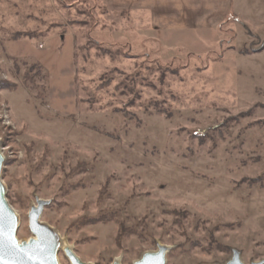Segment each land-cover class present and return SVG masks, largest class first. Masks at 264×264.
Returning <instances> with one entry per match:
<instances>
[{
	"label": "rangeland",
	"instance_id": "374dc122",
	"mask_svg": "<svg viewBox=\"0 0 264 264\" xmlns=\"http://www.w3.org/2000/svg\"><path fill=\"white\" fill-rule=\"evenodd\" d=\"M102 0H0V151L28 239L90 264L264 258V0L214 29L157 30ZM27 32L34 37L14 35ZM229 224V225H227ZM60 264H70L60 250Z\"/></svg>",
	"mask_w": 264,
	"mask_h": 264
},
{
	"label": "water",
	"instance_id": "95a60500",
	"mask_svg": "<svg viewBox=\"0 0 264 264\" xmlns=\"http://www.w3.org/2000/svg\"><path fill=\"white\" fill-rule=\"evenodd\" d=\"M4 157L0 151V264H60L58 254L63 251L70 264H90L77 255L68 245L62 248L63 238L51 225L40 220V215L49 200L35 198L29 208L28 228L32 234L26 240L17 237L18 218L6 197V188L2 181ZM155 250L145 251L133 264H165L169 247L157 243ZM240 252L231 249V257L224 264H246ZM111 264H121L118 259ZM249 264H264V258Z\"/></svg>",
	"mask_w": 264,
	"mask_h": 264
},
{
	"label": "crops",
	"instance_id": "0c3cea01",
	"mask_svg": "<svg viewBox=\"0 0 264 264\" xmlns=\"http://www.w3.org/2000/svg\"><path fill=\"white\" fill-rule=\"evenodd\" d=\"M110 10L147 12L157 30L214 29L237 0H102Z\"/></svg>",
	"mask_w": 264,
	"mask_h": 264
},
{
	"label": "trees",
	"instance_id": "16d2710c",
	"mask_svg": "<svg viewBox=\"0 0 264 264\" xmlns=\"http://www.w3.org/2000/svg\"><path fill=\"white\" fill-rule=\"evenodd\" d=\"M20 36H27V37H34L32 34H27V32H23V34H20V32H17L15 35H14V37H13V39H17V38H19ZM227 225H229V224H227Z\"/></svg>",
	"mask_w": 264,
	"mask_h": 264
},
{
	"label": "bare ground",
	"instance_id": "6f19581e",
	"mask_svg": "<svg viewBox=\"0 0 264 264\" xmlns=\"http://www.w3.org/2000/svg\"><path fill=\"white\" fill-rule=\"evenodd\" d=\"M69 244L67 243V241L63 238V244H62V248L63 247H66V246H68Z\"/></svg>",
	"mask_w": 264,
	"mask_h": 264
}]
</instances>
